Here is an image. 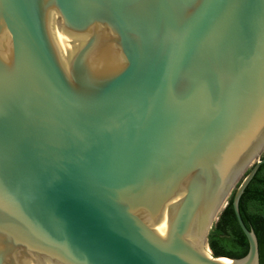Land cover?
<instances>
[{
	"label": "water",
	"instance_id": "obj_1",
	"mask_svg": "<svg viewBox=\"0 0 264 264\" xmlns=\"http://www.w3.org/2000/svg\"><path fill=\"white\" fill-rule=\"evenodd\" d=\"M263 154L264 0H0V264H260Z\"/></svg>",
	"mask_w": 264,
	"mask_h": 264
},
{
	"label": "trees",
	"instance_id": "obj_2",
	"mask_svg": "<svg viewBox=\"0 0 264 264\" xmlns=\"http://www.w3.org/2000/svg\"><path fill=\"white\" fill-rule=\"evenodd\" d=\"M233 194L209 233V246L215 256L240 258L249 249L248 239L232 206ZM239 209L247 227L257 235L260 264H264V162L245 188Z\"/></svg>",
	"mask_w": 264,
	"mask_h": 264
},
{
	"label": "bare ground",
	"instance_id": "obj_3",
	"mask_svg": "<svg viewBox=\"0 0 264 264\" xmlns=\"http://www.w3.org/2000/svg\"><path fill=\"white\" fill-rule=\"evenodd\" d=\"M61 50L65 58L67 59V55L69 54V48L67 41L64 40V37L61 36Z\"/></svg>",
	"mask_w": 264,
	"mask_h": 264
},
{
	"label": "rangeland",
	"instance_id": "obj_4",
	"mask_svg": "<svg viewBox=\"0 0 264 264\" xmlns=\"http://www.w3.org/2000/svg\"><path fill=\"white\" fill-rule=\"evenodd\" d=\"M65 40V39H64ZM66 41V40H65Z\"/></svg>",
	"mask_w": 264,
	"mask_h": 264
}]
</instances>
